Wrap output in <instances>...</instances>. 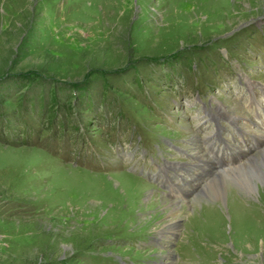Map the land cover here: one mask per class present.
I'll list each match as a JSON object with an SVG mask.
<instances>
[{"label": "rangeland", "instance_id": "rangeland-1", "mask_svg": "<svg viewBox=\"0 0 264 264\" xmlns=\"http://www.w3.org/2000/svg\"><path fill=\"white\" fill-rule=\"evenodd\" d=\"M241 79L264 0H0V264H264V181L200 174L180 205L141 174L202 152L198 94L247 128Z\"/></svg>", "mask_w": 264, "mask_h": 264}, {"label": "bare ground", "instance_id": "bare-ground-1", "mask_svg": "<svg viewBox=\"0 0 264 264\" xmlns=\"http://www.w3.org/2000/svg\"><path fill=\"white\" fill-rule=\"evenodd\" d=\"M193 151H194L193 158L198 160V161L202 160V159H204L206 157L205 155L200 156V154L202 152L200 153V148L199 147H196V149H194ZM238 165H240V164H238ZM236 168H237V166H234L233 169L230 166H227V168H224V169L221 168V170H223V171L218 172V175H216L214 178H218L219 180L222 179V177H224V176L227 178L228 174H230V172L231 173L233 172L235 174V176H234L235 180L238 181L237 179H239V178L242 179L243 178L242 181L241 180L240 181L243 182V184H244V187H243L244 190H246L248 194H252L253 193L252 185H255V183L257 181H264V172L262 171L264 169V151L262 152V157H260V158L252 157L243 166H241L238 169H236ZM216 171H220V170L216 169ZM225 177L223 179H225ZM204 180H205V184H202L201 190H207L208 187L210 186V184H212L214 182V180L213 181H209V180H206V178H204ZM179 188L182 189V191H184V192L188 191V190H185V188L181 187L180 185H179ZM218 189L221 190V191L218 192V195L216 196V198H221L222 195H223L221 186ZM215 191H216V189H215ZM175 210H172L171 213L174 214Z\"/></svg>", "mask_w": 264, "mask_h": 264}, {"label": "flooded vegetation", "instance_id": "flooded-vegetation-1", "mask_svg": "<svg viewBox=\"0 0 264 264\" xmlns=\"http://www.w3.org/2000/svg\"><path fill=\"white\" fill-rule=\"evenodd\" d=\"M189 152V151H188ZM192 154H193V152H192Z\"/></svg>", "mask_w": 264, "mask_h": 264}]
</instances>
